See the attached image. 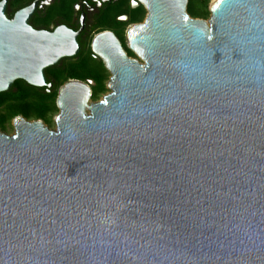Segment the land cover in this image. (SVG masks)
I'll return each instance as SVG.
<instances>
[{"label":"water","instance_id":"95a60500","mask_svg":"<svg viewBox=\"0 0 264 264\" xmlns=\"http://www.w3.org/2000/svg\"><path fill=\"white\" fill-rule=\"evenodd\" d=\"M127 33L92 51L111 73L91 103L71 81L54 131L0 132V264H264V0H139ZM0 5V94L77 54L75 35Z\"/></svg>","mask_w":264,"mask_h":264},{"label":"flooded vegetation","instance_id":"af4514ba","mask_svg":"<svg viewBox=\"0 0 264 264\" xmlns=\"http://www.w3.org/2000/svg\"><path fill=\"white\" fill-rule=\"evenodd\" d=\"M0 5H3V14L8 21H12L17 13L29 9L31 12L27 19L28 27L35 32L47 34L65 29L75 35L78 46L76 55L63 57L53 66L43 70L44 87H32L24 81L17 80L9 93L34 91L43 96L54 93L59 95L65 84L75 81L88 86L92 98L94 91L108 88L111 73L101 57L92 51L94 40L103 34H110L115 38L128 60L136 61L141 66L145 65L144 61L130 49L127 41L128 31L134 26L144 24L147 16V10L139 0H0ZM186 13L190 17L188 0ZM93 66L95 71L91 70ZM85 67L89 68L91 75L83 72ZM106 75L109 76L105 85ZM89 81H92L93 85H90ZM18 118L26 122H35L21 115L16 116L12 123L13 135L14 121ZM2 125L0 121L1 133Z\"/></svg>","mask_w":264,"mask_h":264},{"label":"rangeland","instance_id":"374dc122","mask_svg":"<svg viewBox=\"0 0 264 264\" xmlns=\"http://www.w3.org/2000/svg\"><path fill=\"white\" fill-rule=\"evenodd\" d=\"M214 0H188V12L193 19L208 21L209 7ZM92 71L96 70L93 66ZM83 72L86 75H91L89 68L85 67ZM108 76H105L104 84L108 82ZM93 85L92 81H89ZM22 88V87H21ZM22 96L18 99L8 98L0 103V121H2L1 131L7 135H13L12 123L16 116H24L29 121H40L47 129L54 131L56 128L55 119L59 114L56 105L58 94L54 93L50 96H43L34 91H21ZM110 91L108 88L96 90L90 99L91 103L101 101ZM17 93H12V96H18ZM9 94H1L0 100ZM7 114V116H6ZM37 117V115H41Z\"/></svg>","mask_w":264,"mask_h":264},{"label":"trees","instance_id":"16d2710c","mask_svg":"<svg viewBox=\"0 0 264 264\" xmlns=\"http://www.w3.org/2000/svg\"><path fill=\"white\" fill-rule=\"evenodd\" d=\"M2 94H4V93H2ZM5 94H9V95L3 97V98L0 100V103H2L3 101H5V100L8 99V98H15V99H18V98H20V97L22 96L21 91H18V92H17L16 95H18V96H12V95H10V94H12V93H9V92H6ZM0 95H1V94H0ZM42 115H43V114H41V115H37V117H41Z\"/></svg>","mask_w":264,"mask_h":264}]
</instances>
